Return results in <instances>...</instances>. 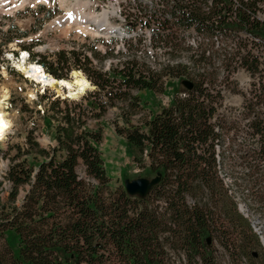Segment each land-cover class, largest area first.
<instances>
[{
  "label": "trees",
  "instance_id": "1",
  "mask_svg": "<svg viewBox=\"0 0 264 264\" xmlns=\"http://www.w3.org/2000/svg\"><path fill=\"white\" fill-rule=\"evenodd\" d=\"M156 1L151 8L137 7L131 28L157 24L154 43L169 50L173 61H180L182 44L200 51L191 57L198 72L191 74L194 69L182 63L153 70L139 61H121L104 72L76 52H60L51 61L39 56L55 79L78 69L96 90L79 102L58 98L45 109L43 115L54 123L51 151L41 148L33 130L25 147L0 152L12 160L9 195L4 199L0 192V264H165L171 254L185 256L188 264H219L216 242L232 259L229 264H264V246L252 222L257 216L264 229V54L254 56L250 47L264 42V0ZM191 32L199 36L197 43L188 42ZM242 33L252 43L243 41ZM219 38L233 46V54L230 45L216 49ZM208 47L225 52L223 66L239 64L253 79L241 119L219 113L224 89H217L219 76L210 71ZM180 78L193 84L185 97H175L142 124L133 123L144 109L141 93H161L165 79ZM113 108L120 110L116 130L135 164L160 177L144 199L125 188L112 190L99 148L103 133L88 124ZM242 133L246 146L223 148L226 139ZM11 151H16L12 157ZM238 198L249 217L240 212Z\"/></svg>",
  "mask_w": 264,
  "mask_h": 264
},
{
  "label": "rangeland",
  "instance_id": "2",
  "mask_svg": "<svg viewBox=\"0 0 264 264\" xmlns=\"http://www.w3.org/2000/svg\"><path fill=\"white\" fill-rule=\"evenodd\" d=\"M21 1L12 0L10 5L4 7V10H0V102L4 101L3 88H6L10 92L8 91V98L5 100L3 110L5 105H8L9 110L5 113L6 118L11 120L12 125L11 134L7 138L5 137L6 140L0 141V151H7L16 144L25 147L28 133L33 130L35 131L34 137L41 148L51 151L56 146L53 121L42 113L38 115L36 112L40 109L45 111L52 101L58 99V96H60V100H64L62 98L64 97V92L63 94L59 93L58 89L61 87H46V89H43L31 80H25L16 71L15 65L18 62V56L27 50L32 54L30 61H27L28 64L38 62L39 65H42L39 62L40 55L48 56L47 61H51L55 59L54 55L60 52H66L67 54L76 52L87 58V55L91 53V58L89 59L92 61V66H102L104 72L108 71L111 65L116 66L121 61H139L153 70L172 63H182V65L189 66L194 69V71L190 70L191 74L199 70L195 64L192 65L191 57L198 52L200 54V51L196 52V50H191L182 44L179 53H177L180 61H173L169 50L154 43L158 35L157 24H152V26L143 24V26L131 28V22L138 17L134 16L137 7L141 5L142 7L151 8L154 3L157 4L156 0H139V3H137V0H85L89 3L86 8L88 14L99 15L104 11H113V9L117 12L110 16V24L111 27L119 28L120 32L124 33L125 37L122 39L118 35L115 37L112 34L110 35V28L97 27L95 26L96 24L90 25L92 30L89 33L78 32L76 26H73L68 31L67 36L57 30L46 31L48 24L66 15V10L58 4L59 0H48L46 3L34 0L22 7L14 8L15 4L20 5ZM41 7H44V9H40ZM260 18L264 21V9ZM96 31L101 34L97 35ZM24 34L26 35L23 36ZM239 37L243 41L252 43L251 39H247L250 38L249 35L242 33ZM186 38L191 43H197L200 39L193 32H191V35L188 34ZM217 40L214 41L217 44L216 49L218 46L224 48L226 45H230L228 52L233 54L230 51L233 47L231 44H225V42L223 44L221 38ZM22 45L26 48H23ZM250 47H252V55L256 56L260 52L264 54V42L260 44L254 42ZM204 49L205 47L202 48V50ZM216 49L208 47L209 52L213 56L209 58V61L214 64L210 71L212 72L215 69L217 77L219 76V80L216 81L217 89H224V100L218 105L219 113L228 114L229 119L238 120L241 119L240 112L244 101L247 100L245 98L246 94L251 91L253 79L248 72L241 69L239 64L233 65L229 63V67H225L228 65L223 66V56L226 54L224 51H217ZM33 55H35L34 59ZM74 72H80L88 79L81 70L72 69L65 80L71 81ZM185 81L191 82L188 78L165 79L163 92L153 93L146 91L141 93L144 109L133 117V123L142 124L151 115H155L163 108L170 106L175 97H185L187 92V89L183 86ZM91 86L92 88L83 97L71 102H79L94 92L96 89L92 84ZM23 109L27 112L32 109L34 111L31 114L23 113ZM119 112L118 108L109 109L100 120L90 118L88 121L91 129H100L103 133V141L99 148L105 161L107 172L112 178V190L125 188L126 181H134L140 178L153 180L155 178L148 173V169H139L134 162V154L126 139L118 135L115 122L118 120ZM118 123L120 128L123 127L122 121ZM232 143L237 146L241 145V147L246 146L244 133L238 134L237 138L231 136L230 139H226L223 148L230 151L229 147ZM248 144L253 145L252 142H248ZM217 150L218 152L221 151L219 147H217ZM15 153L16 151H11L9 155L12 157ZM33 157L29 158L30 161H32ZM39 160H42V157L39 156ZM11 164L12 160L10 157L6 155L0 156V192L4 199L9 195V183L6 179V173ZM226 176L227 174L224 177L228 182V179L231 178ZM237 200L239 208L242 206L243 209L248 210L249 214L246 204L240 198ZM252 222L256 223L255 228L257 230L261 228L263 223L255 215ZM259 232H261V238H264V229H260ZM8 236L11 243L16 242L12 234ZM214 248L219 264H229L232 261L225 252L223 253L218 242L214 243ZM165 264H188V260L185 256L179 258V254H171L166 258ZM191 264H198V260H194Z\"/></svg>",
  "mask_w": 264,
  "mask_h": 264
},
{
  "label": "bare ground",
  "instance_id": "3",
  "mask_svg": "<svg viewBox=\"0 0 264 264\" xmlns=\"http://www.w3.org/2000/svg\"><path fill=\"white\" fill-rule=\"evenodd\" d=\"M34 0H22L20 5L15 4L14 8L22 7L26 3H29ZM36 2L46 3L48 0H35ZM12 0H0V10H4V7L10 5ZM58 4L66 10V15L60 17L56 20H53L50 24L47 25L46 31L57 30L68 35V31L76 26L78 32L80 33H89L91 32L90 25L96 24L97 27H107L110 28V35L114 33V31L120 32L119 28L111 27L110 24V16L117 13L114 9L113 11H104L103 13L96 14H88L86 12V8L89 3L85 0H59ZM97 32V31H96ZM94 32V33H96ZM101 34L97 32V35ZM41 65L36 63H27V53H23V56L19 62L15 65L17 71L27 76L32 82L37 83L41 86V88L46 89V87L58 88L59 93L64 92V97L69 98L71 100H77L80 97H83L87 91H89L92 86L88 79L80 72H74L72 74V80L66 81L57 80L52 76L48 75L46 72L42 70ZM8 91L6 88H3V98L4 101L0 102V141H4L7 131L11 128V120L6 118V113L3 110V106L5 100L8 98ZM10 92V91H9ZM60 97V96H58Z\"/></svg>",
  "mask_w": 264,
  "mask_h": 264
},
{
  "label": "water",
  "instance_id": "4",
  "mask_svg": "<svg viewBox=\"0 0 264 264\" xmlns=\"http://www.w3.org/2000/svg\"><path fill=\"white\" fill-rule=\"evenodd\" d=\"M183 86L187 89V91L193 89V84L190 81L183 82ZM65 99H69V98H65ZM159 182H160L159 176L154 178L153 180L140 178L134 181H126L125 190L130 196L144 199L151 193V191L157 186ZM240 212L244 213L248 217V210L243 209L242 206H240ZM255 224L256 223H254V225ZM261 242L264 246V238H261Z\"/></svg>",
  "mask_w": 264,
  "mask_h": 264
},
{
  "label": "built area",
  "instance_id": "5",
  "mask_svg": "<svg viewBox=\"0 0 264 264\" xmlns=\"http://www.w3.org/2000/svg\"><path fill=\"white\" fill-rule=\"evenodd\" d=\"M88 58H91V53H89L88 55ZM19 62V61H18ZM41 68H42V70L43 71H45V67L44 66H40ZM11 71H12V67H11ZM23 77H24V79L25 80H30L27 76H25V75H22ZM37 84V83H36ZM2 101V100H1ZM42 108V107H41ZM9 110V107H8V105H5V107H4V111L5 112H7ZM41 110V112H42V114H44V110L43 109H40ZM0 115H1V112H0ZM11 134V128L7 131V133H6V138H7V136H9ZM4 140H6V139H4ZM254 228H255V226H254ZM261 228H262V226H261ZM261 228H259L258 230L255 228V231L256 232H259L260 231V229Z\"/></svg>",
  "mask_w": 264,
  "mask_h": 264
}]
</instances>
